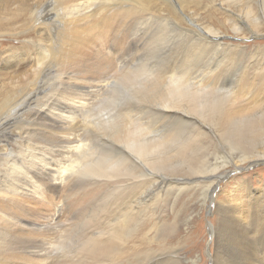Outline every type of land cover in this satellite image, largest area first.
<instances>
[{"label": "bare ground", "instance_id": "6f19581e", "mask_svg": "<svg viewBox=\"0 0 264 264\" xmlns=\"http://www.w3.org/2000/svg\"><path fill=\"white\" fill-rule=\"evenodd\" d=\"M27 1L19 6L30 13L32 29L68 27V37L60 43L28 40L35 47L30 66L23 61L24 50L23 55L16 47L3 51L1 63L12 69V81L29 80L31 73L44 83L54 67L62 73L57 98L26 115L20 114V102L42 90L36 81L21 93L15 87L18 93L7 92L0 102V135L7 138L0 142V264H55L62 257L90 264H165L158 256L150 263L151 241L164 232L159 223L168 195L188 188L204 207L210 201L215 205L210 219L214 264H264V174L252 178L264 169L247 173L249 164L264 162V46L248 52L241 43L217 41L227 35L219 29L198 24L197 29L185 28L146 8L149 17L139 28L142 33L134 34V47L168 52V45L158 42V27L169 19L187 38L184 60L132 70L121 81L113 75L91 81L78 86L82 94L73 99L65 87L71 75L63 66L75 52L70 46L83 41L71 36L100 27L104 8L111 17L121 0H107L104 8L93 0L76 3L59 24L56 17L38 21L37 10ZM224 1L208 0L210 5L223 4L233 37L264 35V0ZM204 52L218 58L195 60ZM106 54L117 62L116 54ZM90 104L94 107L87 110ZM229 167L242 172L214 200L213 178L224 176ZM69 193L84 212L77 225L81 242L72 255L65 254L70 240L64 241L71 226L63 220Z\"/></svg>", "mask_w": 264, "mask_h": 264}, {"label": "rangeland", "instance_id": "374dc122", "mask_svg": "<svg viewBox=\"0 0 264 264\" xmlns=\"http://www.w3.org/2000/svg\"><path fill=\"white\" fill-rule=\"evenodd\" d=\"M25 1L26 0H0V102L2 99H5L7 97V92L9 94L15 95L14 93L16 92L14 90L15 87L16 90H20L19 91L20 93L24 92L29 87V83H31L32 81H36L37 88L40 86L43 87L42 88L43 91L42 90L39 91L33 97L26 96L20 102L22 105L20 106L21 115H26L30 111L39 108L49 99L57 98L59 94V86L61 87L60 75L62 71H56L57 68L54 67L55 72L49 75L48 77H46V79L44 78L45 79L44 83L39 78L36 79L31 73L29 74V78H30L29 80L27 79V80L12 81L10 79L12 69L9 70V68H5L1 63V61H3L1 60L2 57L6 55L3 51L8 49L9 47H16L17 49L20 48L21 50L18 49L16 51L21 55H23L21 52L25 51V55H24L25 57L23 61L25 62V64L27 65L29 64L28 66H30L31 59L29 60V58H32L31 61L33 62L34 59L33 52L35 51V47L33 46L32 42L28 40L35 41L40 39L42 41L45 40L47 42H50L55 39L56 42L60 43V41L65 42L64 36L65 38L68 37V27L67 29L60 28L58 26L57 27L52 26V29L51 28L49 29L47 27L46 29L44 27H35L32 29L31 22L29 23L28 20L29 17H31L30 13L28 14L29 16H27V13L21 10L22 5L19 6L20 3L21 4L23 2L25 3ZM89 1L92 0H28L27 3L29 2L28 4L31 5L30 7H32L33 9L35 8L34 9L35 11L37 10L38 21L40 22L43 21L48 23L51 19L56 17L58 20L56 23L59 24L58 22L60 21V18L65 19L66 17H70V14L74 12L75 10L74 4L80 2L85 3ZM93 1L97 2L98 4H102L101 6L103 8L105 7L104 5L107 6V0H93ZM178 1L155 0L154 4H151L150 2L149 4L148 0H121L118 2L119 6L117 7V10L111 13V17L109 10L107 11V7L104 8V11L102 12L103 15L99 16L100 19L98 18L101 24L99 23L98 25L97 22V25L100 27L98 28L95 27V29L92 31L89 30V33L87 34L80 35V33H74L75 37L71 36L72 40L78 39L83 41V43L80 44L79 47L73 45L70 46L71 42L69 41L68 47L70 46V48L72 50H75V52L68 59V65L63 66V68L67 70V72H69L71 75L70 80L66 78L67 82L70 81L68 86H65L68 92L67 95L70 97L75 96L71 98L77 99L79 96H81L80 94H82L78 86L80 85L88 86L90 85L91 81H92L91 84L92 83L95 84L97 83V79L100 82V79L102 81L113 75L112 76L113 79L114 77H116L117 81L118 80L121 81L124 78V76L127 74V72H132V70H136V69L142 70V69H146V67L153 68L152 66L155 67L158 65L159 62L162 63L167 60L169 61L184 60V55L186 54V50H185L186 47L185 49H183V47L184 44L186 43L187 38L183 35L180 27L175 28L172 24L168 23L169 19L164 20L161 23V25L158 27V29L161 32V34L159 35L160 38L158 37L159 38L158 42L166 43L168 45L167 46L169 50L168 52L165 53L164 49L161 51L160 49L156 48V46L153 50L151 46H146V45L141 46L140 50L139 48L134 47L133 45L135 40L134 34L139 32L140 35V33H142V31H139V28L140 26L142 27L145 26V22H146L145 18L149 17L148 12L144 10L146 8L149 9L150 11H155L154 13H157L158 15H162L164 17H171L173 20H175V22L177 21L181 26L185 28L197 29L196 25L198 24V25L219 29L221 32H223V34H227V35L218 38L217 41L221 39V41H230L231 43H241L242 45L246 46L247 49L245 50L248 52H254L258 45L264 46V35L256 37L254 34H252L250 38H243L244 34H240L241 37L239 36L233 37L232 35L234 33L233 30L227 27L229 26V23L226 20L225 14L223 13L224 9L222 7L223 5L222 3H219L214 6V5H210L208 0H196V1L178 0ZM185 1L187 2L184 3ZM219 1L222 2V0ZM157 2L160 3V5ZM224 2L231 3L228 0ZM166 3L168 4V7L165 5ZM155 4L156 5L158 4L157 7ZM120 5L125 7L119 8L121 7ZM163 7H165L166 9ZM170 7L173 8L171 9ZM231 7L234 9L241 8V7H236L234 5H231ZM160 9L163 11H161ZM173 9L175 10L173 11ZM239 9H237V11ZM226 10H230V9L227 8ZM139 16L142 18H140ZM190 18L193 21L190 20ZM138 20H140V22ZM92 24L94 26V23ZM153 25L155 27L157 26L156 20ZM100 31H102L103 34H100ZM169 47L171 50L169 49ZM108 52H110L112 56L117 55L118 57L117 62L115 58L111 59V57H109L108 54H106ZM18 53L17 55H19ZM214 53L211 52L210 54V52H204L203 54H200V57H198V59L197 57H195V60L200 61L201 59L204 62L207 61L211 62V60H215V58L216 59L218 58L216 54L214 55ZM190 59L191 58L188 56L185 58V60L188 62L190 61ZM110 60H112L111 64L109 63ZM98 65L100 66L98 67ZM102 65L105 66L101 68ZM112 66L115 68H113ZM124 67L129 69H126ZM103 68H107V69H103ZM77 77L79 78V80ZM82 81L85 82V84ZM12 90L13 92H11ZM93 107L94 105L90 104L87 110ZM78 114H80V119H81V111L78 112ZM4 140H7V138L5 136L0 135V142ZM8 140H14V139H8ZM210 158L212 159L213 157ZM260 168L264 169L263 161L251 165L249 164L247 173H252L253 171L258 170ZM241 172L242 171L238 170L237 168L234 169L233 167H229L227 170L223 171L224 174L226 173L224 176L216 175L213 179L217 182L215 188H213L210 191L211 197L215 200L220 190H222L224 186L233 177L241 174ZM263 174L264 171H259V172L256 171V173L253 174L252 178L256 179L257 177H260V175ZM77 190L80 189L76 188L75 192ZM229 190L231 189L228 188L227 192H229ZM194 192H195L194 190L188 188L183 190L180 194L168 195L167 197L168 200L166 202V206L162 209L163 211L161 212V220L159 223V225L163 226V228L165 229L163 230L164 232L158 234L160 236L157 235L156 238L153 241H151L152 242L150 245L151 256L153 255L154 256L151 257L150 263L153 262L156 256H158L165 259V264H172L174 261L175 264H191L190 260H194L195 262L197 261L196 264H214V254L213 252H211V248L214 245V238L213 235L211 236L210 219L213 218L215 205L213 204V202L210 201V203L208 202L204 207L200 201V198L197 197ZM71 195L72 194H70L68 198L69 207L67 209H69V211L66 212L67 216L63 218V220L67 222L70 221V225H71L69 226L70 230L68 229L66 233V238H64L65 240L63 239L65 242L67 240L68 241L70 240L69 243H71V245L69 244L70 246L66 249L67 251L65 254H69L71 250L74 251L77 248V246L80 244L81 242L80 240L82 237L80 227L77 228V225L81 221L79 219L83 218L81 217L82 215H84V212H82L83 207L82 205H78L77 203L75 206L74 197ZM39 201L40 200H38V202ZM91 202H88L86 205L88 206L89 203L91 204ZM94 206H95V202L93 204V207ZM75 208H78L80 212H75V210H77ZM72 213H74L75 217H73ZM149 213L151 214L150 216H153L152 209L150 210ZM152 235L153 234L151 232L150 237H152ZM143 239L144 237L143 235H141L140 242H142ZM72 251L71 253L73 254L74 252ZM166 259L168 260L174 259V260H171L172 263H170L171 262L170 260H169L170 262L167 263L168 260ZM135 261L136 258L134 262ZM55 264H90V263H88L84 259L77 260V257H74V261H72V259H70L69 257H67L66 260H64V258L62 257V259L56 262Z\"/></svg>", "mask_w": 264, "mask_h": 264}]
</instances>
